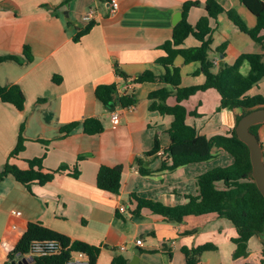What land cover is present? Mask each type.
<instances>
[{
    "label": "crops",
    "instance_id": "obj_1",
    "mask_svg": "<svg viewBox=\"0 0 264 264\" xmlns=\"http://www.w3.org/2000/svg\"><path fill=\"white\" fill-rule=\"evenodd\" d=\"M63 1L0 0V56L17 58L0 62V84L18 85L25 98L21 111L0 101V171L6 161L26 168L24 160L40 157L45 171L67 167L45 184L32 183L29 188L11 175L0 181V264L7 260L27 223L99 247L95 264H112L119 257L125 264H186L183 249L205 243L214 248L203 252L196 264H262L264 240L258 234L248 240L247 254L234 258L232 239L237 234L229 220L216 214H189L180 222L166 221L146 208L134 213L136 204L131 200L133 195L169 207L185 204L188 196L197 194L196 177L210 168L205 161L156 172L161 158L142 156L152 149L155 139L161 150L168 146L172 117L150 111L148 94L165 84L135 85L123 82L115 72L118 68L130 78L145 71L163 74L165 69L158 60L165 55L162 45L172 39L174 13L180 12L182 18L184 2H200L186 14L187 22L194 25L206 14V0H117L115 12L109 11V0ZM215 1L224 10L233 9L248 28L255 26V17L240 0ZM91 6L97 9L94 24L74 42L72 35L86 25L82 15ZM210 24L214 27L210 51L214 71L220 60L231 65L240 54L264 53V47L240 31L225 11ZM221 44H225L222 55L216 51ZM196 45L194 37L188 36L182 47ZM24 46L29 48L31 60L24 56ZM245 64L248 67L242 63L240 72ZM172 65L180 68L181 86L203 83L204 76L196 74L198 61L184 63L177 55ZM112 83H129L136 94L132 109H119L117 124H111L109 115L118 107L104 106L95 96L98 85ZM246 94L264 98V80ZM166 102L172 105L175 98L170 96ZM219 103L220 96L213 89L196 92L182 102L188 111L197 113L186 122L206 137L226 134L236 125L239 110L217 111ZM90 117L101 120L102 132H83L81 123ZM72 122L80 124L63 135L60 128ZM21 126L24 148L16 158H8ZM258 131L261 141L264 124ZM138 157L155 171L153 175L138 173ZM156 157L158 164L154 163ZM101 165L122 166L118 193L96 186ZM75 167L78 172L73 174ZM137 238L142 240L141 246L135 245ZM120 245L125 249L120 250ZM22 258L30 264L33 257Z\"/></svg>",
    "mask_w": 264,
    "mask_h": 264
},
{
    "label": "trees",
    "instance_id": "obj_2",
    "mask_svg": "<svg viewBox=\"0 0 264 264\" xmlns=\"http://www.w3.org/2000/svg\"><path fill=\"white\" fill-rule=\"evenodd\" d=\"M69 0H64L63 3ZM62 3V5H63ZM240 3L255 17L256 24L248 28L242 19L233 9L224 10L215 0H206L204 3L205 15L201 16L192 25L186 20L187 11L192 7L200 6L198 1H186L182 4V18L174 25L172 39L165 42L162 48L165 55L158 62L162 64L165 71L161 75H154L150 71L130 78L121 70L115 68V72L122 78L123 82L131 81L138 85L144 82L163 83L164 87L151 91L148 94L150 111H156L161 115H170L172 121L167 130L169 139L168 146L163 149V155H157L160 149L157 139L151 150L146 151L142 157L159 156L161 164L156 172L173 171L181 166L192 163L205 162L214 159L220 152L227 153L231 162L228 166H214L196 177L197 194L188 196V201L182 205L173 207L165 206L159 202L139 198L131 195V200L136 204L134 213L139 214L141 209L146 208L152 213L159 215L166 221L180 222L186 215L216 214L231 222L236 230V237L232 239L235 249L232 254L234 258L247 254L246 247L248 240L262 231L264 225V199L257 189L251 176V163L247 146L241 142L235 133V126L226 134H215L210 137L200 134L197 129L186 122L189 115H197L195 111H188L182 102L198 91L207 89L215 90L220 96V103L217 111L222 109H240L242 113L248 112L254 106L264 105V98L257 95H248L246 92L261 80H264V53L240 54L231 65L220 60L217 71H214L215 64L210 58L211 34L214 27L210 20L226 12L232 23L242 32L246 33L253 41L264 47V0H240ZM93 20H90L82 28H77L72 35V40L78 42L80 37L88 33ZM69 26V25H67ZM193 36L198 45L182 47L184 40ZM225 44L216 47V51L222 55ZM23 54L26 59L31 60L27 46L23 47ZM180 55L184 63L198 61L200 67L196 74H202L204 81L198 85L181 86L180 68L173 66L174 58ZM6 59H17L14 56H0V62ZM248 64V72L242 74L240 66ZM121 84H103L95 89L96 98L109 108H127L136 103L135 89H127L118 94L117 89ZM173 96L175 103L167 104L168 97ZM24 94L18 85L2 86L0 84V101L12 104L18 111L24 107ZM240 118L236 116V122ZM80 123L72 122L60 128L63 135L70 133ZM262 124L250 126L249 130L258 139L259 127ZM84 133L96 134L103 130V124L97 117H90L81 123ZM22 126L19 129L17 141L8 158H16L24 148V138L21 135ZM214 150V151H212ZM142 157L136 159L138 173L143 176H151L155 171L150 170L143 162ZM26 168L6 161L0 171V181L7 175L27 188L30 184L43 185L52 180L54 174L66 170V166H60L55 170L45 171L42 166V158L24 160ZM75 167L73 174L77 173ZM122 166L101 165L96 174V186L106 192L118 193L120 190ZM56 240L60 243L61 249L58 253L50 256H36L30 264H65L70 254L74 251L84 253L90 264H95L100 248L89 245L85 242L73 240L56 231L50 230L36 223H27L26 229L12 251L8 253L4 264H9L14 257H22L29 252V246L33 241ZM214 246L205 243L192 248H184L186 264H196L200 255ZM261 263L264 264V247L261 250ZM112 264H125L121 257L114 258Z\"/></svg>",
    "mask_w": 264,
    "mask_h": 264
},
{
    "label": "water",
    "instance_id": "obj_3",
    "mask_svg": "<svg viewBox=\"0 0 264 264\" xmlns=\"http://www.w3.org/2000/svg\"><path fill=\"white\" fill-rule=\"evenodd\" d=\"M180 18V12L174 13L172 24L175 25ZM238 110L240 118L236 122L235 133L237 138L248 148L249 160L251 163V176L264 199V155L258 137L249 130L252 125L264 124V105L254 106L246 113H242L240 109ZM258 235L264 240V225L262 231L259 232ZM135 253L139 255V248L135 249ZM9 264H28V262L20 257L17 261L13 260Z\"/></svg>",
    "mask_w": 264,
    "mask_h": 264
},
{
    "label": "built area",
    "instance_id": "obj_4",
    "mask_svg": "<svg viewBox=\"0 0 264 264\" xmlns=\"http://www.w3.org/2000/svg\"><path fill=\"white\" fill-rule=\"evenodd\" d=\"M117 9H118L117 0H109V11L115 12ZM96 12H97L96 7H93V6L89 7L83 13L82 20L86 23L89 22L90 20H92L95 17ZM129 88H131L129 83H123L118 87L117 92H118V94H121L123 91H125ZM133 107H134V105H130L125 109H132ZM119 109H120V107H118V109H113L110 112L109 118H110L111 124H117L118 123L119 115H120ZM259 143H260V146H261L263 154H264V139L259 141ZM157 155H163V151L161 149H159L157 151ZM123 210H124V207H120V211H123ZM15 214L19 215L20 213L17 211V212H15ZM134 242H135L136 246L142 245V240L139 238L135 239ZM60 249H61V245L56 240L33 241L29 246L28 254L32 257L50 256V255L58 253L60 251ZM119 249L124 250L125 245H120ZM65 264H90V261L84 253L79 252V251H74L70 254V256L66 260Z\"/></svg>",
    "mask_w": 264,
    "mask_h": 264
},
{
    "label": "rangeland",
    "instance_id": "obj_5",
    "mask_svg": "<svg viewBox=\"0 0 264 264\" xmlns=\"http://www.w3.org/2000/svg\"><path fill=\"white\" fill-rule=\"evenodd\" d=\"M247 69H248V67L246 65V66H244L241 69V72L243 74H245L247 72ZM214 117H216V115ZM263 160H264V157H263ZM230 162H231L230 156L227 153H222L221 155H219V156L215 157L214 159H212V161L210 160L209 162H205V163H207V165H209L210 168H211L213 166H221V167L228 166L230 164ZM154 163L155 164H158L159 163V160H158L157 157L155 158Z\"/></svg>",
    "mask_w": 264,
    "mask_h": 264
}]
</instances>
